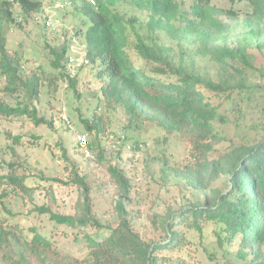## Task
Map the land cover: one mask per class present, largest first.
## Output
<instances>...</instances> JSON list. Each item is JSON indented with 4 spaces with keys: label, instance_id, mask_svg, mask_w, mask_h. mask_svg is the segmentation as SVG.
Wrapping results in <instances>:
<instances>
[{
    "label": "rangeland",
    "instance_id": "obj_1",
    "mask_svg": "<svg viewBox=\"0 0 264 264\" xmlns=\"http://www.w3.org/2000/svg\"><path fill=\"white\" fill-rule=\"evenodd\" d=\"M36 1L41 4L39 11L27 14L14 0L15 24L6 27L7 50L21 60L20 74L24 81L33 75L38 77L36 117L46 123L36 124L27 116L0 113V218H4L6 226L17 225L25 236L30 237L31 229L35 228L61 253L83 258L88 252L84 233L94 235L97 231L93 227L78 230L58 226L48 214H40L35 208L45 206L54 213L76 214L86 195L84 188L74 183L77 175L88 186L92 217L104 226H116L119 222L116 201L120 195L108 171L112 166L130 182L131 201L127 208L135 232L146 242H162L166 236L163 223L170 213L204 202V192L180 175L198 155L195 146L181 135L163 130L143 114L130 117L121 105L102 96L100 88L108 78L99 77L103 68L100 61L92 64L87 58L85 35L91 24L82 11L83 0ZM174 1L179 5V19L172 23L182 31L185 21L193 18L196 0ZM58 3L64 7L57 8ZM212 5L235 12L230 17L215 11V16L227 31L230 48L247 46L249 67L243 70L248 84L258 87L251 94L252 99L245 102L237 121L234 120L238 114L228 109L227 116L233 123L218 125L219 139L212 141L213 150L207 155L211 160L232 145L256 144L264 135V38L258 43L245 41L251 9L244 0H218ZM119 10L127 18L136 19L137 26L148 22V13L130 4L120 5ZM153 38L157 44L171 48L173 56L190 68L210 74L215 80L222 75L199 52L197 43L175 40L164 31H157ZM63 49L65 78L51 67L52 51ZM133 60L136 61L135 56ZM136 65L139 66L137 61ZM230 65L240 67L236 62ZM71 80H76L74 89ZM8 84L7 75L0 74V102L11 107L29 103L23 86L17 82L10 85L18 86V91L12 93L5 90ZM94 116L102 131L98 144L86 154L78 146L77 138L87 135L89 141L94 140V133L85 126V121ZM13 177L18 178L17 182L23 180L29 193L18 188ZM227 182L228 176L219 174L206 192L213 189L225 192ZM215 229L209 223L202 234L186 230L187 242L181 250H165L158 255L170 264H243L236 256L238 245L225 249L217 246ZM209 252L215 259L208 257Z\"/></svg>",
    "mask_w": 264,
    "mask_h": 264
},
{
    "label": "trees",
    "instance_id": "obj_2",
    "mask_svg": "<svg viewBox=\"0 0 264 264\" xmlns=\"http://www.w3.org/2000/svg\"><path fill=\"white\" fill-rule=\"evenodd\" d=\"M213 1L218 0H196L192 7L193 18L185 21L182 31L172 23L179 19V5L174 0H83L82 8L91 24L85 35L87 58L92 64L100 61L103 68L99 77L108 78L100 88L102 96L121 105L130 117L143 114L163 130L181 135L195 146L198 155L180 175L204 192V202L170 213L163 223L165 240L146 242L134 230L127 208L131 201V185L120 170L108 168L120 195L116 201L119 219L116 226H104L92 217L88 186L76 175L74 183L83 187L86 194L76 214L54 213L45 206L35 210L48 214L58 226L78 230L93 227L97 231L94 235H83L87 255L80 258L61 253L35 228L31 229L30 237L25 236L17 225L6 226L4 218H0V264H170L158 254L165 250H181L187 242L186 230L202 234L209 223L216 227V243L220 249L238 245L236 256L243 264H264V135L253 145H232L216 159L207 156L213 150L212 141L219 139L218 125L233 123L227 116L228 109L238 114L234 120L237 121L245 102L252 99L251 94L258 87L248 84L243 70L249 67L245 55L247 46L230 48L227 31L215 16V11L230 17L235 12H225L213 6ZM244 1L251 9L245 41L258 43L264 38V0ZM18 2L27 14L41 7L36 0ZM122 4L146 11V25L137 26L136 19L127 18L126 13L119 10ZM12 8L13 2L0 0V74L7 75L10 85L17 82L23 86L29 103L11 107L0 102V113L27 116L36 124H45L43 118L36 117L38 77L33 75L24 81L20 74L21 60L7 50L6 27L15 24ZM157 31H164L175 40L197 43L199 52L206 55L222 75L215 80L210 74L177 60L171 48L155 42L153 35ZM52 54L51 67L67 77L64 72L66 50H53ZM231 62L240 63V67H233ZM71 81L74 89L76 80ZM10 85L6 86V91H18V86L11 88ZM96 118L85 121L86 130L95 135L94 140L89 141V148L98 144L102 131ZM219 174L228 176L226 191L213 189L207 193L212 180ZM17 179L12 178L13 181ZM14 183L29 193L23 180ZM208 257L215 259L210 252Z\"/></svg>",
    "mask_w": 264,
    "mask_h": 264
},
{
    "label": "built area",
    "instance_id": "obj_3",
    "mask_svg": "<svg viewBox=\"0 0 264 264\" xmlns=\"http://www.w3.org/2000/svg\"><path fill=\"white\" fill-rule=\"evenodd\" d=\"M9 2H14V0H8ZM93 4H95L94 1H92ZM56 7L57 8H63L64 6L60 3L56 4ZM88 63V62H86ZM69 123V121H68ZM77 143H78V146L81 148V150L86 153V154H89V151H90V148H89V138L87 135H80L78 136L77 138Z\"/></svg>",
    "mask_w": 264,
    "mask_h": 264
},
{
    "label": "clouds",
    "instance_id": "obj_4",
    "mask_svg": "<svg viewBox=\"0 0 264 264\" xmlns=\"http://www.w3.org/2000/svg\"><path fill=\"white\" fill-rule=\"evenodd\" d=\"M93 4V3H92ZM93 5H95V4H93Z\"/></svg>",
    "mask_w": 264,
    "mask_h": 264
}]
</instances>
